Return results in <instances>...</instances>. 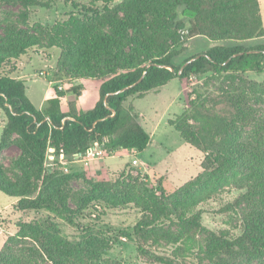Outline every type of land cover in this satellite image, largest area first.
Masks as SVG:
<instances>
[{"label":"trees","instance_id":"1","mask_svg":"<svg viewBox=\"0 0 264 264\" xmlns=\"http://www.w3.org/2000/svg\"><path fill=\"white\" fill-rule=\"evenodd\" d=\"M2 3L23 8L51 7L49 1L41 0H0ZM180 7L183 12L179 15ZM179 16L187 19L188 39L201 36L213 41L259 38L263 41L249 47L215 45L185 60L181 66L198 57L183 68L175 67L171 60L183 50L176 32L184 29V24L177 20ZM99 19L111 33L96 36L88 43L81 42L74 58L60 56L54 73L55 79L102 77L97 101L83 113H77L71 104L67 112H62L63 93L56 89L43 110L35 107L26 96L24 82L1 73L7 62L24 55L35 41L26 37L25 31H13L0 44V110L6 118L0 136V156L11 143V135L16 136L15 145L21 152V158L16 161L21 175L11 181L0 170V193L17 198L15 208L19 211L38 210L45 201L59 212L65 205L60 178L52 174L43 177L38 198L28 197L30 171L42 170L49 147L55 149L56 156L62 150L66 158L86 154L93 145L106 153L146 150L150 136L131 103H126L128 99H141L173 80L183 81L194 75L215 72L226 82H232L238 75L264 71V29L259 0H123L104 11ZM110 67L118 72L107 75ZM187 103L188 110L176 117L171 126L186 145L208 153L201 162V173L170 193L163 190L160 182L152 191L141 187L148 200L144 211L152 216L150 220L142 218L134 233L163 236L176 243L179 236L164 230L163 221L179 227L186 235L202 230L201 211L193 210L241 176L238 178L241 193L226 206L231 210L244 208L239 216V234L231 237L225 230L210 233L209 249L232 260L248 259L264 264V117L257 121L261 139L250 143L242 139L240 127L253 122L255 113L240 90L200 103ZM82 177L93 189L92 196L119 189L116 182ZM47 231L45 244L39 243L41 251L53 264H66L63 259L70 249L56 228ZM138 252L147 253L142 245ZM155 259L161 264H176L171 257ZM0 264L35 263L5 248L0 252Z\"/></svg>","mask_w":264,"mask_h":264},{"label":"rangeland","instance_id":"2","mask_svg":"<svg viewBox=\"0 0 264 264\" xmlns=\"http://www.w3.org/2000/svg\"><path fill=\"white\" fill-rule=\"evenodd\" d=\"M41 1H49L51 7L0 4V44L5 43L13 31H25L26 37L35 41L24 55L7 62L1 73L6 78L22 80L27 98L38 109L46 107V97H54L56 89L63 93L62 112L68 111L69 104L77 113L86 112L98 98L102 77L55 79L56 62L62 55L76 57L81 42L88 43L96 36L111 33L110 28L100 22L99 16L123 0ZM259 10L264 29V0H259ZM177 12L180 15L183 8H178ZM118 15L122 17L120 13ZM177 20L184 24V29L176 31L183 50L171 60L175 67L215 45L249 47L263 41L262 38L242 42L213 41L201 36L188 39L187 19L179 16ZM116 72L115 67H110L106 74ZM237 90L247 97L248 107L255 113L253 122L240 127L241 137L254 143L262 137L257 121L264 117V71L238 75L232 82H226L215 72L194 75L183 81L173 80L141 99H128L126 103H131L150 136L146 150L141 153L117 150L94 159L88 158V152L73 154L66 158V171L58 161L45 157L41 171H30L28 197L38 198L43 177L52 174L60 178L65 205L59 212L45 201L38 210L19 211L15 208L17 198L0 193V252L9 248L12 254L35 264H53L39 244H45L47 230L53 227L70 249L63 259L66 264H161L155 257H171L176 264H261L248 259L232 260L209 249L210 233L225 230L231 237L239 234V216L244 208L231 210L226 206L241 193L238 179L241 176L218 189L193 210L201 211L202 230L186 235L179 227L163 221L164 230H169L174 237L179 236L176 243L163 236H137L134 233L135 225L142 218L150 220L152 216L144 211L148 200L141 187L152 191L160 182L163 190L170 193L201 173V162L208 154L182 142L171 122L188 110L189 101L200 103ZM5 124V115L0 110V136ZM9 140L11 143L0 156V170L8 180L14 181L21 175L16 163L21 152L15 145L16 136L11 135ZM82 175L116 182L119 189L92 196L93 189ZM140 245L146 254H139Z\"/></svg>","mask_w":264,"mask_h":264},{"label":"built area","instance_id":"3","mask_svg":"<svg viewBox=\"0 0 264 264\" xmlns=\"http://www.w3.org/2000/svg\"><path fill=\"white\" fill-rule=\"evenodd\" d=\"M106 152L101 149L98 145H93L91 149L88 151L87 156L88 158L94 159L102 157V155H105ZM46 158L51 161H58V163L63 167V170L66 171L68 169V162L66 160V157L62 150L59 151V153L56 156V151L54 148L49 147L47 149V155Z\"/></svg>","mask_w":264,"mask_h":264},{"label":"water","instance_id":"4","mask_svg":"<svg viewBox=\"0 0 264 264\" xmlns=\"http://www.w3.org/2000/svg\"><path fill=\"white\" fill-rule=\"evenodd\" d=\"M196 58H198V57H196ZM195 58V59H196ZM195 59H192L191 61H193V60H195ZM191 61H189V62H191ZM189 62H187L186 64H188ZM186 64H184L181 68H183ZM123 90H125V89H123ZM120 91H118L117 93H119Z\"/></svg>","mask_w":264,"mask_h":264},{"label":"crops","instance_id":"5","mask_svg":"<svg viewBox=\"0 0 264 264\" xmlns=\"http://www.w3.org/2000/svg\"><path fill=\"white\" fill-rule=\"evenodd\" d=\"M99 86H100V85H99ZM99 86H98V88H99ZM50 98H51V96H50V97H46V100H47V99H50ZM44 101H45V100H44ZM96 101H97V100H96ZM93 105H94V104H93Z\"/></svg>","mask_w":264,"mask_h":264}]
</instances>
